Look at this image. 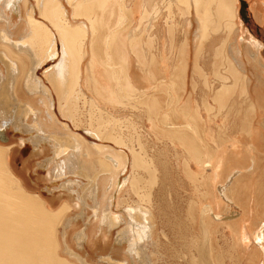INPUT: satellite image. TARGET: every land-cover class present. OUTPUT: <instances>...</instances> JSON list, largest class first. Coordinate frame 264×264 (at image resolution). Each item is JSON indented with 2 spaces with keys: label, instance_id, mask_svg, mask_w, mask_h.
<instances>
[{
  "label": "crops",
  "instance_id": "crops-1",
  "mask_svg": "<svg viewBox=\"0 0 264 264\" xmlns=\"http://www.w3.org/2000/svg\"><path fill=\"white\" fill-rule=\"evenodd\" d=\"M99 1L104 5L101 8L98 5L100 9L104 8L99 15L89 6L81 13L76 12L78 15L85 13V20L82 21L88 27L79 77L81 86H75L77 79H72L69 82H75L73 85L76 88L72 83V87L68 86V82L67 86L71 87L67 88L69 92L64 88L61 95L62 89L56 83L60 77L52 76L55 79L50 80L53 78H49L51 76L44 71L45 74L41 76L43 90L38 92L36 98L31 94L21 97L23 105L32 104L39 113L52 111L56 118L53 123L47 122L49 131L61 136L60 129H64L62 123L66 124L69 131L81 133L88 146L92 143V137L84 132L89 124L88 109L94 108L97 113H100V109L101 116L111 115L98 118L110 123L113 118L118 119L115 115H120L130 98L148 95L150 129L155 127V136L157 127L161 128L170 115L173 116L172 123L177 121L184 123V127L187 124L191 127H185V130L181 127L180 142L189 155L182 159L196 160L198 175L202 169L206 170L203 175L208 176L211 182L207 197L203 200L200 196L201 200H197L199 207L208 203L218 209L214 202L219 188L225 184V178L230 173L236 172L231 183V201L241 211L236 220L221 223L235 224L241 219H251L256 224V231L258 226L264 224L261 222L264 219V23L253 21L252 16L248 15V18H243L247 25L245 28L240 27L241 30L237 32L228 30L226 18L232 13L222 14V0H106L105 3L98 0L97 4ZM84 2L82 5L87 4ZM92 4L96 9V2ZM93 20L96 21L91 25L89 22ZM79 23L71 25L80 26ZM232 23L229 29L235 25L234 21ZM90 25L93 30L89 28ZM253 26L259 35L251 32ZM242 31L246 32L245 42L241 38ZM256 43H260V46ZM54 61H46L43 67L50 66ZM72 88L75 89L70 90ZM77 89H81L87 98L98 101L100 108L90 107L89 102L84 106L83 100H79L77 108L74 105L71 107L75 108L72 111L70 105L66 106L67 98L70 93L72 97L76 95ZM68 110L73 114H70L71 119L66 116ZM82 113L85 115L82 116ZM94 126L109 138L103 143L114 146L115 142L111 141L113 136L123 138L115 135V132L110 133L104 123ZM41 146L39 154L43 161L49 157L48 161L59 159L53 142H45ZM82 155L80 159H87V155ZM202 162L206 168L202 167ZM248 185L249 193L246 190ZM225 206L221 204L220 209ZM219 212L226 216L229 208ZM206 223L213 222L207 219ZM216 226H211V247L218 239ZM219 254L214 253L215 256Z\"/></svg>",
  "mask_w": 264,
  "mask_h": 264
},
{
  "label": "bare ground",
  "instance_id": "bare-ground-1",
  "mask_svg": "<svg viewBox=\"0 0 264 264\" xmlns=\"http://www.w3.org/2000/svg\"><path fill=\"white\" fill-rule=\"evenodd\" d=\"M26 1L27 0H0V3L3 4L4 11L7 10L6 12H9V15L5 13L4 15L5 17L4 19L3 18L2 19L8 23L10 22L9 21L10 17H18L20 8L22 7L23 4H26ZM79 1L80 3H78ZM81 1L84 2L86 0H36V4L34 3L31 4L30 11L33 12L36 9H38L41 17L40 19H38L34 15H31L30 12V15H28L27 29L25 31L26 33H24L23 36L17 39H11L10 36L7 34L10 28L7 29L8 30L7 33L3 30V34L1 35V39H0L1 41L3 40L4 42H6L5 44L9 42L13 43V45L16 48H18L19 51L23 50L29 52V54L31 53L29 57L33 56L35 59L34 66L31 68V71L29 73L30 76V78H28L29 81L28 82L25 81L26 83L25 87L29 90L27 91L31 93L35 98L36 95L40 93L39 91L43 90L42 81L38 77L36 70L42 67L43 64L48 60H52V61L55 60V61L50 66H46L45 72H47V74L51 76L49 78H53L50 80H54L55 76L60 77L58 79V81L60 80L59 82H56L57 80L54 81L57 84L59 83L58 84L60 85L59 88L62 89L60 91V94L61 93L63 94V91L65 90H68L69 92V89L67 88H71L72 86L75 85V82L74 83L69 82L72 79H77V85L75 86L80 85L81 82L79 81L80 80L79 77L81 76L80 71L82 73L81 62L85 57L83 56V51H84V44L86 42L85 40L88 34V27L84 21H81L80 23L78 22L80 26H78V24L77 26L76 25L72 26L71 20L75 19L78 16L76 12L79 13L80 10L82 9V7L79 8L80 6H82ZM88 1L89 0H87V2L84 3L87 4L88 3L92 4L95 2L96 4L98 3V0L97 1L93 0L95 2L92 1L88 2ZM102 1H104V3L106 2V0H102ZM230 1L234 3L238 2V0H230ZM75 2L77 4H75ZM100 3L97 5L95 4L97 8L99 7L101 8V6L103 5V2L101 4ZM122 5L123 4H121V6ZM70 6L72 7L71 13L68 8ZM76 7H78V10L76 9ZM124 7L122 9H124ZM221 8L225 9L227 11V14L231 12L232 13L231 16L233 18L235 17L239 18L238 7L234 13L232 4H230V2L229 3L224 2L221 5ZM240 9H241V4H240ZM82 10L84 11V8ZM251 10L254 11V14L256 13L255 16L257 17V20H261L264 23V16H262V14L259 13L260 9H258L256 5H250L249 11ZM2 19L0 20L1 23H2ZM45 20L49 21L50 25H48ZM94 21L96 20H93L92 22L90 21L89 23L91 24ZM124 23L122 22V24ZM90 26L89 28L93 30L92 28L93 26L91 27ZM91 29L90 31H92ZM242 33H243L242 35L243 37H241L243 38L242 40L247 41V39H244V37H246L245 36L246 32L244 33L242 31ZM249 39L251 38H248V40ZM35 44H38V46L42 47L40 55L39 54L37 55L31 51L33 49L32 47ZM256 44L258 47L260 46L259 45L260 43H256ZM17 59L11 60V67H10L11 75L13 74L15 76L19 73L20 70L18 68L19 60L17 62ZM20 75L18 76L20 77ZM25 79L27 78L25 77ZM12 81H14V79ZM70 83H72L71 84L72 86L70 85ZM67 84L68 86L70 85L71 87H68ZM64 88L66 89L63 90ZM75 88H72L70 90H73ZM43 94H45V96L47 95L45 92H43ZM69 96L71 98L70 97L67 98L68 103H66V106L67 104L68 106L70 105V109L72 111L75 108L73 109L71 107H73L74 105V107L76 106L77 108L79 100L80 101L83 100V104L89 102L90 107H92L91 105H93V107L100 108L97 103L98 101L96 102V100H94V98L91 99V97L87 98L81 89H77L76 95H73V97L71 93L69 94ZM172 99L173 98H171V100ZM62 109L63 108H61V110ZM98 110L101 113V110L100 109ZM71 113L69 111V114H66V116H68V118L70 117V119L72 118L71 115H73ZM18 114L19 115H17V113H14V111L10 112V114L6 113L5 110L0 111V124H6V128L13 125L16 127L14 129L17 132H21V130L24 129L23 132L24 131L29 132L30 135L37 133L34 134V136H37L36 140H33L32 137L30 138V137L22 136L17 142L16 145L17 148H15L17 150L19 149L18 148L19 146L21 147L23 145L26 146V144H29V146H33V152L35 154L38 153L39 155L41 151L42 143L53 142L54 146L56 147V152H55L57 153L56 156L59 159L56 160L55 162L54 160L53 162H49L48 160L50 157L48 158V160L46 158L47 162H45V164L42 165V167L45 169L46 179L49 181L67 179L65 181L63 191L67 193L66 194L67 199L69 202L71 201L73 207L80 208L82 203L84 205L87 204L85 199H83V196H80V192L78 189V187H80L79 185H81L80 180L77 178L80 177V173H78V169L80 167L88 168V170L92 172L91 173L92 177L89 180L90 184L92 185V190H91V195L88 196L90 197V200H92L93 204L90 205L89 203L88 207H91L93 209V215H91L89 221L86 222V226L84 230L78 232L75 235V240L76 242L77 241L82 242V240L83 241L85 240L87 242L88 239H91V241L99 243L95 241L98 238V241L99 239L100 241L104 240L105 241V242L103 241L104 245L106 243L107 245L105 246L100 245L101 248L97 246L98 244L95 245L96 247L100 248V250L97 251L99 253L97 254L96 258H93L94 255L92 256L90 251L86 250V246L82 247V250L83 249L85 250L83 251L85 252V255L83 256L80 253H77L78 251L77 252L71 251L69 248H71L72 246H69L68 243L65 242L66 247H68V252L74 257L80 259L81 264H154L153 263L154 260L152 261L150 252L156 250L155 248L156 246H158L159 242L157 235L155 233L156 226L154 223L155 215L153 213V210L148 209L147 207L144 206L142 207L141 203H140L141 206L128 204L125 207V209H123L124 211L123 214L116 212L115 209L117 208V204L121 200V195L123 192L126 193L128 191L129 192L137 191V187H138L137 183L140 180L136 178V175L134 173H135V169L140 168V166L141 167L144 166L143 156L141 155L142 156L141 157L136 150H134L129 146H126L127 144L124 145L125 141L123 139L124 138L123 136H122L123 138H118V139L115 136H113L114 139L111 141L115 142L114 146L103 143L102 141L105 142L109 138L107 139V137L103 135L101 130H99L100 128L98 127L95 128L94 124L91 125V127L89 128H84V132L89 134L94 139L91 145L86 146L84 143L85 142L84 136L81 133L69 131L66 124L62 123V125L64 126L63 129L64 131L63 130L61 131L62 128L60 129V132H62L61 136L57 134L55 135L54 133L48 130L47 122H49V124L53 123L55 121L54 119L56 118L52 113V111L46 112L45 114L43 112L39 113L37 112L36 107H34L32 104H28L27 106H25V110L23 113L24 115L22 114L23 115L22 118L20 117V112ZM27 115H29V117L31 116L32 123H26L24 121ZM98 117L104 118L103 115L101 116L100 114ZM105 121L106 120L103 119V121L99 122L100 124L98 125L103 124L102 122ZM164 122L169 124L168 121L166 122V120H164ZM98 125L96 124V126ZM170 127H173L172 124H170ZM185 127L188 128L190 126L187 124ZM5 134L6 133L4 131L0 132V140L2 142L9 141V138ZM15 149L13 150V145L11 146L9 144L8 145L0 144V264H74L73 262L69 261L67 258L60 256L58 253V250L61 248L58 224L60 225L61 223L59 217L62 214L63 209L60 210L58 209L54 211L48 209L44 205V201L40 199L38 195L30 193L27 190H25L23 186V180L22 181L20 180V178L14 172L12 166L9 163L10 154L17 153ZM43 149L44 148H42V150ZM82 153H85L87 155V159L85 160L80 159L79 156L82 155ZM86 155H82V156H86ZM219 165L220 164H218L217 166L219 167ZM23 167H26V163H24ZM236 174H237L236 172L230 173L225 178V185L221 184L218 191L219 194L218 196L215 197V199L217 200H215L214 202L215 204L218 205V209H214L212 204L207 203V205L201 207L202 213L200 215L203 214L206 217V214H208L210 216V221L215 224H218L219 222L221 223V222H230V221L232 222V220L234 221V219L237 217L236 214L222 216L219 211L224 212L230 207V204H228V202L233 199V194H231L233 191V187L231 183L235 178ZM139 175L142 176L143 174L139 173ZM151 176H155V173H151ZM69 202L67 203L68 205ZM221 204L223 205L225 204L226 205L225 208L220 209ZM203 215H202V221L204 219V222L203 223L201 222V225L203 224L202 226L203 227L205 226L204 227L205 229L203 228V231L205 232L206 235L205 238L208 239V241H211L210 232L212 233L213 231L211 229V231L209 232L206 225L213 226L215 224L206 223L207 219L205 220V217H203ZM122 222L125 223L127 227L125 226L124 227L125 229L119 232V235L116 238L115 243L112 242L113 249L111 250L110 253L106 255L105 251L102 249L108 247V244H110L109 241L112 239L111 236L113 237V229L116 228ZM68 225L70 226L71 229L72 227H75L74 221L73 222L69 221ZM255 225L256 224H253L251 219L250 220L241 219L238 223H235L236 228L235 231L233 230L234 236L236 237L235 239L237 240V246L240 247L241 250L240 252L243 253L242 256H244L246 260L251 258L250 260H248L249 263L252 260V257L258 254L262 258L261 264H264V224L258 226L256 231H255V227H256ZM70 232L71 231L66 232L67 241L70 238V234H72ZM164 235L165 237H167L166 234L163 232V236ZM92 238L94 239L96 238V239L92 240ZM94 242L92 243L94 244ZM87 246H90V240H89V245ZM91 247H89V249H91ZM252 247L254 249L250 252L249 250L252 249ZM99 248H97V250ZM82 250L80 251L81 253Z\"/></svg>",
  "mask_w": 264,
  "mask_h": 264
},
{
  "label": "rangeland",
  "instance_id": "rangeland-1",
  "mask_svg": "<svg viewBox=\"0 0 264 264\" xmlns=\"http://www.w3.org/2000/svg\"><path fill=\"white\" fill-rule=\"evenodd\" d=\"M264 1V0H263ZM262 0H250L249 5L247 7L250 9V5H258L257 7L261 8L260 14L264 16V4ZM230 2L232 4V8L235 11L239 10V18L234 17L233 19L226 18L227 29L234 30H241L240 27L247 26L245 25V20L240 15V0L234 3L230 0H222L221 5L223 3ZM36 4V0H27L26 4H23L20 8L19 16L18 17H10V22H6L4 19L5 13L9 15V12L4 11L3 4L0 3V20L2 19V23L0 22V39L1 35L3 34V30L10 36L11 39H17L26 33L27 29V22H28V15H34L36 18L40 19L39 10L36 9L35 11L31 10V4ZM75 4H77L75 2ZM108 4V1L106 5ZM91 3L88 5H82L79 8H92L97 15L100 14V8H93ZM105 5V6H106ZM26 8V9H25ZM70 13L72 12V7H68ZM3 11H2V10ZM81 9V10H82ZM27 10V11H26ZM80 10V11H81ZM222 14H227L225 9H222ZM4 13H2V12ZM81 13V12H80ZM228 15V14H227ZM248 15L252 16L253 21H261L257 20L255 14L252 11H248ZM2 16V17H1ZM25 16V17H24ZM23 19H22V18ZM82 17V19H81ZM85 15H78L75 19L71 20V23L75 24L82 20H84ZM224 19V17H222ZM256 18V19H255ZM20 19V20H18ZM240 19V20H239ZM13 20V21H12ZM15 20V21H14ZM24 21V22H23ZM66 21V20H64ZM235 22V25L232 29H229V25L231 22ZM12 22V24H11ZM262 22V21H261ZM5 23V24H4ZM22 24V25H21ZM20 26V27H19ZM23 28H22V27ZM240 26V27H239ZM4 28V29H3ZM237 28V29H236ZM246 30V29H245ZM252 33L256 36L259 35L258 32L255 31V27L253 26L250 29ZM11 32V34H10ZM239 35L240 34L239 32ZM0 40V111L5 110L6 113L10 114V112L14 111V113L20 112V117L24 115L25 106L21 102V97H26L28 90L25 85V81H29L30 78L29 73L31 68L34 66V57H29L31 53L26 51H19L13 43H7ZM37 47V48H36ZM31 50L35 54H41V46L35 44ZM26 50V49H25ZM36 51V52H35ZM39 51V53H38ZM12 52V53H11ZM22 52V53H21ZM14 53V54H13ZM24 53V54H23ZM16 57V58H15ZM18 57V59H17ZM17 59L19 73L15 75H11L10 67H11V60ZM46 66L40 67L36 70L38 77L41 79V76L44 75V71ZM21 73V75H20ZM2 74V75H1ZM20 75V77L18 76ZM12 76V77H11ZM15 76V77H14ZM18 77V78H17ZM25 77L27 79H25ZM14 79V81H12ZM22 80V81H21ZM4 81V82H3ZM15 85V86H14ZM18 85V86H17ZM21 85L23 87L21 88ZM11 86V87H10ZM29 91V90H28ZM32 95V94H31ZM35 98V97H34ZM137 98V99H136ZM134 101V102H133ZM84 105V104H83ZM85 106V105H84ZM148 107V108H147ZM159 107V106H158ZM154 108V107H153ZM22 111V113H21ZM94 108L88 109L87 118L89 121L88 127L89 128L92 123V115L94 119V125L98 121V116L100 113H97ZM91 112V113H90ZM171 112V109H170ZM155 113V111H154ZM153 113V114H154ZM173 113V111H172ZM23 114V115H22ZM82 116L85 114L82 113ZM104 115V114H103ZM41 116V114H40ZM111 115L105 114L104 117H108ZM118 118V122L114 121L117 120L113 118V120L108 123L102 122L106 124L107 128L109 126V132L115 133L117 135H121L124 137V145L129 146L137 151L140 156H143L144 166H140V168L135 169L136 178L140 181L137 183V191L135 192H126L122 193L121 200L117 204L116 212L123 214V209L129 205H140L142 207H147L148 209L153 210L155 215L154 223L156 226V235L158 238V246H156V250L150 252L152 261L154 260V264H261L262 258L261 256L254 255L251 258L247 259L242 256L243 253L240 252V247L237 246L236 237L233 234V227L235 224H216L215 230L216 232V239L215 245L211 247V242L205 238V232L203 231V227L201 222L202 215H200L201 207L197 203V200H203L207 197V190L211 188L210 179L208 176L203 175L206 170L202 169L201 174L198 175L197 170V162L196 160H185L182 159L188 155L186 148L181 144V130L184 123H172L173 116H167L168 123L163 122V126L161 128L157 127V136L154 135L155 127L150 129V108L148 103V95H140L134 98H130L129 103L124 105L123 111L120 115H115ZM26 119V120H25ZM24 119L26 123H32L31 116L27 115ZM120 119V120H119ZM123 120V121H122ZM165 123V124H164ZM172 124L173 127H170ZM119 126V127H118ZM15 126H9L6 128V124H0V132L4 131L6 136L9 138L8 142H2L0 140V144L6 145H13V150L17 145L18 140L22 137H32L33 140H36L37 136L21 130V132L15 131ZM118 128V129H117ZM185 130V129H184ZM112 131V132H111ZM151 131V133H150ZM23 132V133H22ZM118 132V133H117ZM122 132V133H121ZM28 134V135H27ZM90 138V137H89ZM90 140H94L90 138ZM96 141V140H95ZM60 143V142H59ZM192 145V143H189ZM19 152L17 149V153H11L9 156V163L12 166L14 172L18 175L20 180H23V186L25 190L30 193L36 194L44 201V205L51 210H60L63 209L62 214L60 215V225L58 224V231H59V239L61 242V248L58 250L60 256L67 258L69 261L73 262L74 264H81V260L74 257L68 252V247H66V243L69 246L71 251L80 253L81 255H85L84 249L82 250L83 246H86V250L90 251L93 258L97 257V254L104 245L103 241L98 238L95 240L99 243L91 241L88 239L87 242L82 240V242H76L75 235L83 231L86 222L89 221L91 215H93V209L88 207V204H93L92 200H90L92 185L90 184V178L92 177V172L88 170V168L80 167L78 169V173H80V177H77L80 180L81 185L78 187L80 196H83L86 203L85 206L83 203L80 208L73 207L71 201L69 202L66 196V192H64V180H47L46 179V171L42 167V165L47 162L46 160H42V155L38 153L35 154L33 152V146H29V144L19 146ZM145 154V155H144ZM141 156V157H142ZM53 162V161H49ZM55 162V161H54ZM26 163V167L24 166ZM153 165V166H151ZM14 167V168H13ZM202 167L205 166L202 163ZM157 168V169H156ZM138 173V174H137ZM139 173L143 174L142 176ZM151 173H155V176H151ZM74 177V176H73ZM141 177V178H140ZM75 178V177H74ZM81 178V179H80ZM53 181V182H52ZM64 182V183H63ZM63 183V184H62ZM139 184V185H138ZM220 184V183H219ZM225 185V184H223ZM82 187V189H81ZM83 190V191H82ZM246 190L250 192V186H246ZM89 195V196H88ZM82 198V197H81ZM146 198V199H145ZM124 199V200H123ZM148 199V200H147ZM69 202V205L67 204ZM90 201V202H89ZM232 203V204H231ZM72 206H71V205ZM229 213L227 215L236 214L239 215L240 208L235 207L236 204L232 201H229ZM201 205V204H200ZM141 206V205H140ZM75 208V209H74ZM120 208V209H119ZM67 210V211H66ZM205 217V215H203ZM210 219V216L206 214L205 220ZM73 222L75 227L70 228L68 222ZM78 222V223H77ZM264 223V219L262 221ZM127 227L125 223H120L116 228L113 229V237L111 236V240L109 241L108 247L102 249L105 251V254L111 252L113 249L112 242L115 243L116 238L119 235L124 227ZM209 232L211 231V226L206 225ZM215 226V225H214ZM70 228V229H69ZM205 229V228H204ZM71 231L70 238L68 241L66 240V232ZM163 232L166 234L163 236ZM212 233L210 232V235ZM90 240V246L89 245ZM114 240V241H113ZM161 240V241H159ZM236 240V241H235ZM66 242V243H65ZM94 242V244L92 243ZM105 242V241H104ZM87 243V244H86ZM96 243V244H95ZM98 244V245H97ZM235 244V245H234ZM95 245L99 247H94ZM101 245V246H100ZM107 245V243L105 244ZM104 245V246H105ZM92 246V247H91ZM112 246V247H111ZM89 247L94 249H89ZM97 248H99L97 250ZM108 248V249H106ZM239 248V249H238ZM152 249V248H151ZM82 250V253L80 252ZM97 252H95V251ZM94 251V252H93ZM250 252L252 249L249 250ZM154 256H153V254ZM220 253L219 255H214Z\"/></svg>",
  "mask_w": 264,
  "mask_h": 264
},
{
  "label": "water",
  "instance_id": "water-1",
  "mask_svg": "<svg viewBox=\"0 0 264 264\" xmlns=\"http://www.w3.org/2000/svg\"><path fill=\"white\" fill-rule=\"evenodd\" d=\"M240 4H241V9H240V13L242 18H248V11H247V6H248V2L246 0H240Z\"/></svg>",
  "mask_w": 264,
  "mask_h": 264
}]
</instances>
